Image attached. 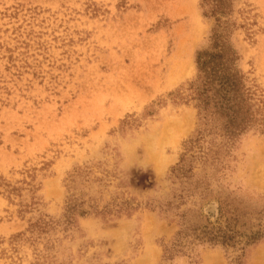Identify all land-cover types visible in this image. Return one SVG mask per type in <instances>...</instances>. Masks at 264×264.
I'll use <instances>...</instances> for the list:
<instances>
[{"label":"rangeland","instance_id":"374dc122","mask_svg":"<svg viewBox=\"0 0 264 264\" xmlns=\"http://www.w3.org/2000/svg\"><path fill=\"white\" fill-rule=\"evenodd\" d=\"M220 54L236 115L200 109ZM257 231L264 0H0V264H264Z\"/></svg>","mask_w":264,"mask_h":264},{"label":"trees","instance_id":"16d2710c","mask_svg":"<svg viewBox=\"0 0 264 264\" xmlns=\"http://www.w3.org/2000/svg\"><path fill=\"white\" fill-rule=\"evenodd\" d=\"M233 1L234 0H201V6L204 9L205 16H216L219 13H228L229 5ZM220 58H224L223 63L217 61ZM229 62L231 63L232 61L227 58V54L226 58L225 54H220L218 56H210L209 60L199 57L198 65L200 74L205 78L202 91L198 88L200 98L202 99L200 104L201 111H207V108L211 104L209 93L214 90L216 91L215 96L220 100L221 107L230 112L233 111L232 94L237 92V84L234 74L231 73V68L228 67ZM207 65H209V67H207ZM233 113L236 115V111H233ZM221 217H224L223 213H221ZM219 219L216 222H212L208 218L201 228L194 229L193 233L194 236H196L195 239L211 245H222L224 247L233 246L235 242L234 235L238 236L239 233L232 229L230 221L222 223ZM183 232L184 231H180L178 233V240L179 237L188 236ZM263 237L264 231H257L252 233L248 241L249 243H255ZM178 240H176L174 246L177 245Z\"/></svg>","mask_w":264,"mask_h":264}]
</instances>
